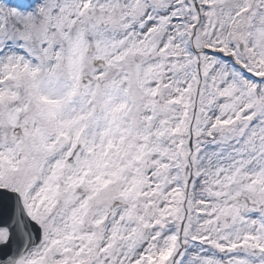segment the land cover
Listing matches in <instances>:
<instances>
[{"label":"snow or ice","instance_id":"6c2138e0","mask_svg":"<svg viewBox=\"0 0 264 264\" xmlns=\"http://www.w3.org/2000/svg\"><path fill=\"white\" fill-rule=\"evenodd\" d=\"M0 264H264V0H0Z\"/></svg>","mask_w":264,"mask_h":264}]
</instances>
